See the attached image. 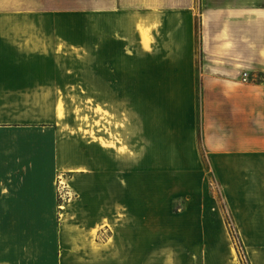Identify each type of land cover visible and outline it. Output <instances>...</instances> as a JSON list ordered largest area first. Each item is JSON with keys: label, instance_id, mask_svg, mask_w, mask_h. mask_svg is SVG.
<instances>
[{"label": "crops", "instance_id": "obj_1", "mask_svg": "<svg viewBox=\"0 0 264 264\" xmlns=\"http://www.w3.org/2000/svg\"><path fill=\"white\" fill-rule=\"evenodd\" d=\"M87 4L81 9L80 0H0V264L14 260L15 237L30 232L26 222L57 218L75 221L63 231L91 234L88 264L149 262L142 223L117 241L116 258L109 239L94 238L112 229L116 208L133 207L135 220H144L142 202L116 198L114 186L119 195L127 186L120 161L113 171V149L122 148L106 137L66 134L58 125L59 106L49 123L15 111L31 106L33 88L55 85L63 71L49 70L48 62L59 59L61 46L79 48L81 29L90 27L96 62L91 94L134 91L137 115L147 108L152 124L159 125L150 133L147 128L145 136L142 132L143 148L182 158L178 170L204 171L207 188L208 173L214 172L223 194L199 198L198 212L186 208L177 214L183 223L168 229L167 240L159 229L160 239L148 240L147 246L154 248L152 256L165 249L167 259L154 258L152 264H242L223 205L251 263L264 264V0ZM245 71L253 80L243 81ZM64 170L72 173L77 195L61 208L55 181Z\"/></svg>", "mask_w": 264, "mask_h": 264}, {"label": "rangeland", "instance_id": "obj_2", "mask_svg": "<svg viewBox=\"0 0 264 264\" xmlns=\"http://www.w3.org/2000/svg\"><path fill=\"white\" fill-rule=\"evenodd\" d=\"M88 1L80 0V8L87 9ZM87 20V15H84L83 21ZM81 32L83 36L79 48L69 45L61 46L59 59L47 64L49 70L60 68L63 71L55 85L33 88L31 106L16 107V114L25 112L24 116L31 118L33 122L49 123L57 118L56 112L59 106L61 117H59L58 125L66 134L85 136L86 139H91L92 135L94 138L100 137L99 139L102 141L106 137L114 141V145L117 144L118 147H121L122 151L120 152L113 149V171L118 170L116 167H119L118 162L120 161V168L123 170L122 179L127 186L121 190L123 193L121 192L119 195V189L115 185L114 188L117 192H113L116 194V198L123 195L127 196L130 202H138V205L139 202H142L144 220L141 222L138 220L139 217L135 220L133 207L131 209L126 206H122L120 209L116 208L117 211L113 210V213L117 214V217L113 215L112 229L103 230L94 238L99 243L109 239L112 256L116 258L118 253L113 251L118 246L117 241L124 237L126 239L127 235H131L130 230L134 231L136 224L139 226L142 223L145 261H149L148 264H152L154 258H156L155 261L158 258L161 261H166L167 252L165 249L160 250L164 252H155L152 256V252L149 250L152 251L154 248L147 246L148 240L149 242H152L153 239L157 240L159 237L155 234L159 229L160 231L164 229L163 232H165L160 233L162 239H168V229L175 230L183 223L177 214L184 212L186 208L198 212L201 208L199 198L211 195L222 199L223 194L216 187L214 172L208 173L211 182L207 188L206 185H203V181L206 179L204 171L200 172L195 168L193 171L191 167L178 170L182 158L152 155L155 151L143 148L146 142L140 138L142 132L145 136L147 128L150 133L151 129L159 128V125L152 124V116L149 114L151 110L147 108L140 110L144 113L142 116L141 114L137 115L134 91L91 94V68H94L96 64L91 60V27L81 29ZM132 63L133 65H131ZM44 66L42 63L40 67L44 68ZM132 66H134V62H128V67ZM123 88H134V86H124ZM158 111L156 116L160 120L162 117L158 115ZM199 146L204 153L201 138H199ZM120 154L123 155L120 157ZM202 155L205 166L208 167L206 157L204 154ZM118 174H113V179ZM72 181L71 172L66 170L58 172L55 181V194L61 208L65 202L77 195L73 189ZM223 208L241 263L252 264L243 240L233 234V232L237 233V230L226 206L223 205ZM139 210L141 209L138 206ZM74 222L64 221L60 218L43 222H26L27 228L30 229L29 235L21 238L15 237L16 243L14 248L12 247L13 252L11 253L14 260L10 263L76 264V261H84L88 264L91 262V234L88 232L79 233L78 228L69 229V227L63 231L64 225L68 226ZM96 257L103 260L102 252H97Z\"/></svg>", "mask_w": 264, "mask_h": 264}, {"label": "built area", "instance_id": "obj_3", "mask_svg": "<svg viewBox=\"0 0 264 264\" xmlns=\"http://www.w3.org/2000/svg\"><path fill=\"white\" fill-rule=\"evenodd\" d=\"M242 78H243L244 82H249V81L253 80V78L251 76V72H249V71H245L243 73V77ZM254 81H255V79H254ZM260 83L262 85V89H263V92H264V79H261Z\"/></svg>", "mask_w": 264, "mask_h": 264}, {"label": "trees", "instance_id": "obj_4", "mask_svg": "<svg viewBox=\"0 0 264 264\" xmlns=\"http://www.w3.org/2000/svg\"><path fill=\"white\" fill-rule=\"evenodd\" d=\"M234 236L235 237H239L238 234L236 232H233Z\"/></svg>", "mask_w": 264, "mask_h": 264}]
</instances>
